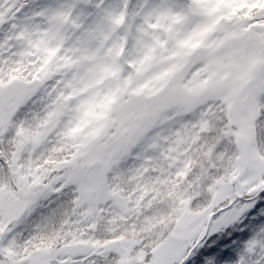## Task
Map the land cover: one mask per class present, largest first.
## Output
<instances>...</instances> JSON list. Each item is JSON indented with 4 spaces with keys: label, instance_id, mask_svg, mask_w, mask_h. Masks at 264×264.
I'll return each mask as SVG.
<instances>
[{
    "label": "snow or ice",
    "instance_id": "snow-or-ice-1",
    "mask_svg": "<svg viewBox=\"0 0 264 264\" xmlns=\"http://www.w3.org/2000/svg\"><path fill=\"white\" fill-rule=\"evenodd\" d=\"M0 264H264V0H0Z\"/></svg>",
    "mask_w": 264,
    "mask_h": 264
}]
</instances>
